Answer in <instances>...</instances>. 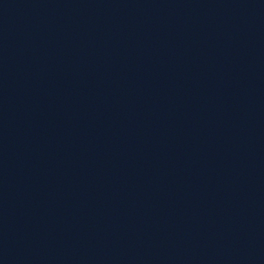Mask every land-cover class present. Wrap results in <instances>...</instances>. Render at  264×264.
I'll use <instances>...</instances> for the list:
<instances>
[{
	"label": "water",
	"instance_id": "1",
	"mask_svg": "<svg viewBox=\"0 0 264 264\" xmlns=\"http://www.w3.org/2000/svg\"><path fill=\"white\" fill-rule=\"evenodd\" d=\"M0 264H264V0H0Z\"/></svg>",
	"mask_w": 264,
	"mask_h": 264
}]
</instances>
